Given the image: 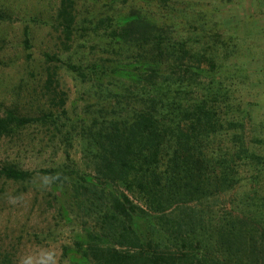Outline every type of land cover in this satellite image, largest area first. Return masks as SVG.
Segmentation results:
<instances>
[{
  "label": "rangeland",
  "instance_id": "obj_1",
  "mask_svg": "<svg viewBox=\"0 0 264 264\" xmlns=\"http://www.w3.org/2000/svg\"><path fill=\"white\" fill-rule=\"evenodd\" d=\"M60 2L0 0L4 13L0 18V116L8 110L32 117L54 113L49 117L52 121L0 134V166L33 172L28 180L0 174V252L10 264H86L77 242L94 227V208L78 207L69 181L55 183L38 171L67 166L76 181L90 178L95 163L92 130L102 121L100 108L103 118H108L113 107L123 110L126 98H139L128 91L140 72L137 47L113 42L107 36V22H99L106 17L142 15L167 26L173 38L186 40L194 49L211 41L219 43L214 45L217 65H202L200 86L191 81L193 93L188 99H202L208 85L216 89L211 83L215 81L219 96L205 99L215 103L219 117L233 120L234 125L212 134L215 140L209 150L214 151L217 143L236 149L240 144L233 134L238 132L251 156L236 159V183L231 188L194 207L202 210V232L209 244L215 239V225L232 214L245 222V236L258 240L223 263L264 264V240L257 238L263 230L247 235V230L258 226L253 218H264V0H74L76 24L68 42L57 25ZM67 64L80 67L83 74ZM116 64H120L116 74L108 68L101 73L104 66ZM51 74L58 89L65 91V115L58 114L60 109L46 91Z\"/></svg>",
  "mask_w": 264,
  "mask_h": 264
},
{
  "label": "trees",
  "instance_id": "obj_2",
  "mask_svg": "<svg viewBox=\"0 0 264 264\" xmlns=\"http://www.w3.org/2000/svg\"><path fill=\"white\" fill-rule=\"evenodd\" d=\"M3 16L0 9V18ZM104 21L113 42L137 47L140 72L128 84V91L139 98H126L124 111L113 107L108 118H103L105 113L100 108L102 121L94 130L88 129L92 130L95 145L90 178L76 181L67 166L38 172L55 183L69 181L78 207L94 208L95 225L84 240L77 242L86 264H228L222 261H232L241 247L258 240L254 235L247 238L242 230L245 222L232 214L215 225V239L209 244L202 232V210L194 207L202 199L231 188L236 183V159L251 156L243 134L238 132L233 134L240 144L236 149L213 142L217 146L209 150L215 140L211 135L218 130L226 132L234 125L233 120L219 117L215 103L211 105L205 99L219 96L221 89L215 81L211 83L216 89L208 85L202 99H188L193 93L191 81L200 86L202 65H217L216 42L194 49L186 40L173 38L167 26L142 15L106 17L99 24ZM75 24L74 0H61L57 25L64 42L71 41ZM67 67L83 74L78 66ZM119 67L104 66L101 73L108 68L109 73L116 74ZM46 91L60 109L58 114L65 115V91L58 89L52 74L46 81ZM53 115L22 116L8 110L0 116V134L38 121L45 123ZM0 174L28 180L33 172L4 165L0 166ZM252 221L258 226L247 230V235L261 229L257 238L263 241L264 218ZM0 264H10L1 252Z\"/></svg>",
  "mask_w": 264,
  "mask_h": 264
}]
</instances>
